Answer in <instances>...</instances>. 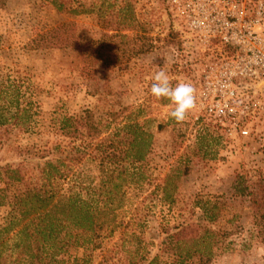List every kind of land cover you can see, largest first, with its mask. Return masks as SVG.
<instances>
[{"label": "rangeland", "instance_id": "rangeland-1", "mask_svg": "<svg viewBox=\"0 0 264 264\" xmlns=\"http://www.w3.org/2000/svg\"><path fill=\"white\" fill-rule=\"evenodd\" d=\"M62 1L63 9L52 0H4L0 6V82L7 84L8 75L30 77V87H26L27 80L22 89L27 90V99H32L38 111L30 123L31 130L26 131L22 125L0 126V166L17 168L26 162L27 175H36L45 159L62 156L54 147L57 143L67 146L70 139L56 129L58 114L90 109L96 119L105 122L113 117L110 112L116 111L117 120L111 129L131 115L152 134V151L141 167L145 180L139 184L129 180L123 188V208L130 216L138 206L136 215L143 224L121 225L111 236L106 234L102 248L95 252L94 264L129 263L128 244L122 247L123 231L127 230L141 232L140 254L150 257L159 253L161 260L170 261V252L158 242L162 225L171 230L175 225L191 229L209 226L214 232L215 251L210 264H264V219L256 214L249 194L258 188L259 180L264 181V76L235 78L232 86L238 97L228 108L223 101L203 98V74L208 65L230 62L236 49L219 38L210 44L205 42L201 29L193 23L189 0ZM126 1L131 10L127 21L131 23L127 31H122L134 40L141 34L149 37L150 50L131 60L124 56L123 62L111 69L87 63L81 54L85 45L82 39H99L108 31L98 18L99 6L117 13ZM238 2L237 9L243 10L248 20H257L259 30V0ZM92 3L93 12L70 10ZM126 23H121L122 27ZM53 30L65 31L66 37H74L73 42L65 47L39 46L44 45L41 35ZM171 33L176 36L169 43ZM120 40L116 38L117 43ZM128 46L122 45L127 50ZM162 69L173 85L184 81L196 90V106L183 122L169 116L174 108L169 100L163 103L166 98L157 99L150 92L154 74ZM76 145L81 152L72 148L67 151L81 153L83 161L74 165V176L62 181V191L72 185L74 190L85 185L98 192L107 189L101 183L103 173L96 157L101 152L81 141ZM29 149L45 151L46 157L30 155ZM168 175H173V182L165 199ZM5 186L7 183L0 179V187ZM81 190L85 195L86 190ZM18 191L19 183L15 182L9 183L4 193L14 195ZM8 199L6 196L5 201ZM203 204L214 206L219 213L217 220L206 222ZM9 209L7 204H0V226ZM83 251L80 248L76 253L81 256ZM200 255H194L195 261ZM23 256L16 252L6 264H18ZM69 256L64 255L66 260Z\"/></svg>", "mask_w": 264, "mask_h": 264}, {"label": "trees", "instance_id": "trees-1", "mask_svg": "<svg viewBox=\"0 0 264 264\" xmlns=\"http://www.w3.org/2000/svg\"><path fill=\"white\" fill-rule=\"evenodd\" d=\"M52 2L59 9L65 7L62 0H52ZM3 3L4 0H0V6ZM112 4L110 3L109 8L113 6ZM79 6L82 9L72 8L71 12L95 11V3L87 7L86 5L83 7V4ZM130 14L127 1L117 13L100 5L98 18L102 19L103 27L108 31L103 32L99 39H82L85 43L81 50L83 60L93 66L101 64L111 69L122 63L124 56L131 60L133 56L147 53L151 47L149 37L141 34L134 40L133 36L125 32L131 23L127 21L130 19ZM123 22L129 23L122 27ZM65 35V31L56 30L43 33L41 40L44 45L39 46L42 48L69 46L74 37L70 39ZM175 36V33H171L172 38L168 42H172ZM117 37L121 39V43L116 42ZM131 38L134 40L133 43ZM122 43L129 44V49H124ZM27 80L26 87H30V77L24 79L21 75L18 78L8 75L7 84L0 82V126L22 125L26 131L31 130L30 123L38 111L34 108L32 99H27V90L22 89ZM166 101L167 99H164L162 102ZM117 115L116 111H111L110 116L113 117L102 122L96 119L90 109L74 114H58L56 129L60 135L70 139L67 146L57 143L54 147L57 152L63 153L62 156L45 159L40 163L36 175H27L26 162L17 168L10 165L0 166V179L7 183V186L0 187V193H3L0 195V204H7L10 207L5 221L0 226V264L9 262L10 256L16 252L18 255H24L18 260V264L66 262L94 264L95 252L102 248V239L106 234L111 236L121 225L126 228L134 222L137 227H141L143 219L136 215L139 211L138 206L134 209L136 213L130 216L123 208L126 202L123 188L129 180L135 184L145 180L146 176L141 171V167L152 151V134L145 129L144 124L131 115L124 116L122 123L111 129L117 120ZM77 141H81V144L87 147L95 146L94 149L101 152L96 157L103 173L101 183L106 184L107 189L98 192L95 187L91 189L85 185L81 189H85L86 194L82 195V190H74L72 185L70 190L62 191V181L74 176V165L83 161L81 153L67 151L68 148H72L81 152L76 145ZM29 151L30 155H37L40 159L46 157L45 151L32 149ZM138 163L139 166L136 165ZM172 179L173 175H168L166 178L165 199L169 198L167 188L172 184ZM15 182L19 183V191L14 195H6L4 192H7L8 184ZM249 194L256 214H259L260 219L263 220L264 181L259 180L258 188L250 191ZM6 196H9L7 201H5ZM201 208L206 222H214L219 217L214 206L203 204ZM173 229L162 225L158 241L165 251L170 252L172 257L170 261L161 260L159 253L150 257L143 256L139 253L141 232L123 231L122 247L125 248L128 244L126 252L131 258L128 264L211 263L215 255L212 241L214 232L209 226L191 229L188 225H175ZM80 248L84 251L78 256L76 252ZM71 249H74V252H71ZM197 252L201 255L199 260L195 261L194 255ZM64 255H70L69 259L66 260ZM131 255L142 256L136 258L130 257ZM97 264H102V261Z\"/></svg>", "mask_w": 264, "mask_h": 264}, {"label": "built area", "instance_id": "built-area-1", "mask_svg": "<svg viewBox=\"0 0 264 264\" xmlns=\"http://www.w3.org/2000/svg\"><path fill=\"white\" fill-rule=\"evenodd\" d=\"M238 4V0H189L188 3L193 9V23L201 29L205 42L210 44L212 39L219 38L236 49L230 62L222 65L213 62L203 74V98L223 101L226 108L238 97L232 86L235 78L264 76V0H259V30L258 21L248 20L243 10L237 9Z\"/></svg>", "mask_w": 264, "mask_h": 264}, {"label": "clouds", "instance_id": "clouds-1", "mask_svg": "<svg viewBox=\"0 0 264 264\" xmlns=\"http://www.w3.org/2000/svg\"><path fill=\"white\" fill-rule=\"evenodd\" d=\"M150 92L155 98H166L174 105L169 116L177 123L183 122L196 106L197 97L194 86L184 81H178L173 85L169 75L163 69L154 74Z\"/></svg>", "mask_w": 264, "mask_h": 264}]
</instances>
